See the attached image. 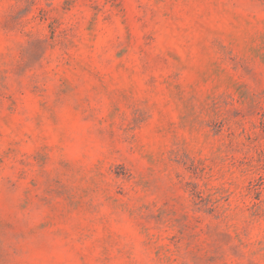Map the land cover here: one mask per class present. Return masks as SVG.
<instances>
[{"label":"rangeland","instance_id":"obj_1","mask_svg":"<svg viewBox=\"0 0 264 264\" xmlns=\"http://www.w3.org/2000/svg\"><path fill=\"white\" fill-rule=\"evenodd\" d=\"M0 264H264V0H0Z\"/></svg>","mask_w":264,"mask_h":264},{"label":"trees","instance_id":"obj_2","mask_svg":"<svg viewBox=\"0 0 264 264\" xmlns=\"http://www.w3.org/2000/svg\"><path fill=\"white\" fill-rule=\"evenodd\" d=\"M106 1H111V2H115V1H117V0H106Z\"/></svg>","mask_w":264,"mask_h":264}]
</instances>
